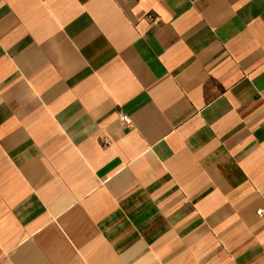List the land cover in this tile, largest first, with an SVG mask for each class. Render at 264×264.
Here are the masks:
<instances>
[{
	"label": "crops",
	"instance_id": "0c3cea01",
	"mask_svg": "<svg viewBox=\"0 0 264 264\" xmlns=\"http://www.w3.org/2000/svg\"><path fill=\"white\" fill-rule=\"evenodd\" d=\"M0 264H264V0H0Z\"/></svg>",
	"mask_w": 264,
	"mask_h": 264
},
{
	"label": "built area",
	"instance_id": "2783aa9c",
	"mask_svg": "<svg viewBox=\"0 0 264 264\" xmlns=\"http://www.w3.org/2000/svg\"><path fill=\"white\" fill-rule=\"evenodd\" d=\"M147 19H149V20L151 21V23H153V24H155V25L159 23V19L156 18V17L148 16ZM122 120H123V122L126 123V124H129V123H130L129 120H128L126 117H123ZM260 213H261V212L259 211V212H258V215H260Z\"/></svg>",
	"mask_w": 264,
	"mask_h": 264
}]
</instances>
